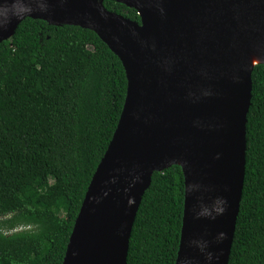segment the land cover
<instances>
[{
	"label": "water",
	"instance_id": "obj_1",
	"mask_svg": "<svg viewBox=\"0 0 264 264\" xmlns=\"http://www.w3.org/2000/svg\"><path fill=\"white\" fill-rule=\"evenodd\" d=\"M0 0V44L27 18L91 30L128 80L123 113L86 193L63 264H127L156 172L180 166L185 208L176 264H229L246 175L252 69L264 0ZM258 66V65H257Z\"/></svg>",
	"mask_w": 264,
	"mask_h": 264
},
{
	"label": "trees",
	"instance_id": "obj_2",
	"mask_svg": "<svg viewBox=\"0 0 264 264\" xmlns=\"http://www.w3.org/2000/svg\"><path fill=\"white\" fill-rule=\"evenodd\" d=\"M105 7L141 22L124 4L106 0ZM252 79L245 184L229 264H264V64ZM127 89L123 63L91 30L27 18L0 44V264H63ZM185 190L180 166L154 173L127 264H176Z\"/></svg>",
	"mask_w": 264,
	"mask_h": 264
},
{
	"label": "bare ground",
	"instance_id": "obj_3",
	"mask_svg": "<svg viewBox=\"0 0 264 264\" xmlns=\"http://www.w3.org/2000/svg\"><path fill=\"white\" fill-rule=\"evenodd\" d=\"M245 64L247 68L252 69L257 65L264 64V51L256 46H246L244 49Z\"/></svg>",
	"mask_w": 264,
	"mask_h": 264
},
{
	"label": "rangeland",
	"instance_id": "obj_4",
	"mask_svg": "<svg viewBox=\"0 0 264 264\" xmlns=\"http://www.w3.org/2000/svg\"><path fill=\"white\" fill-rule=\"evenodd\" d=\"M19 231H21V229Z\"/></svg>",
	"mask_w": 264,
	"mask_h": 264
}]
</instances>
